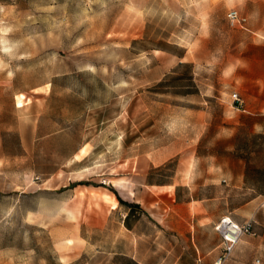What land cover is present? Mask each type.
I'll return each instance as SVG.
<instances>
[{"label": "rangeland", "instance_id": "rangeland-1", "mask_svg": "<svg viewBox=\"0 0 264 264\" xmlns=\"http://www.w3.org/2000/svg\"><path fill=\"white\" fill-rule=\"evenodd\" d=\"M263 167L264 0H0V264H264Z\"/></svg>", "mask_w": 264, "mask_h": 264}, {"label": "built area", "instance_id": "built-area-1", "mask_svg": "<svg viewBox=\"0 0 264 264\" xmlns=\"http://www.w3.org/2000/svg\"><path fill=\"white\" fill-rule=\"evenodd\" d=\"M227 17L230 25L233 27H243L247 22V17L241 15L236 9H230ZM233 99L238 108H244V99L238 93L233 94ZM254 224V220H248L243 224H239L230 217H223L215 227L223 242V253L214 264H226L239 242L245 236L253 233ZM252 264H261V261L256 260Z\"/></svg>", "mask_w": 264, "mask_h": 264}, {"label": "crops", "instance_id": "crops-1", "mask_svg": "<svg viewBox=\"0 0 264 264\" xmlns=\"http://www.w3.org/2000/svg\"><path fill=\"white\" fill-rule=\"evenodd\" d=\"M253 166L252 167H246V170L244 169L243 170V172H242V175H241V177H242V179L244 180L245 178L248 180L249 178H250V176H251V172L253 171ZM249 169H250V171H249ZM157 187H163V186H157ZM161 193H157V195H160ZM248 220H254V222H255V224H256V220H255V216H254V214L253 215H251L250 216V218H248L246 221H248ZM245 221V222H246ZM245 222H243V223H245ZM242 223V224H243ZM255 224H254V229H255ZM185 231H188V232H190V230H188V228H186V230ZM181 235H183L182 233H181ZM247 236H249V235H247ZM246 237V236H245ZM241 242V241H240ZM239 242V243H240ZM222 245H223V242H222ZM185 252H182L181 254H180V256H179V260H185V261H187L188 260V258H189V264H203V260H202V257L199 255V251L197 250V253L198 254H195L194 253V251L191 249V247H188V246H184L183 248H182ZM188 249L190 250V251H188ZM217 260V259H216ZM214 264V263H213Z\"/></svg>", "mask_w": 264, "mask_h": 264}, {"label": "trees", "instance_id": "trees-1", "mask_svg": "<svg viewBox=\"0 0 264 264\" xmlns=\"http://www.w3.org/2000/svg\"><path fill=\"white\" fill-rule=\"evenodd\" d=\"M181 66L189 67L190 65L188 63H182ZM249 156H250V153H247L246 156H245V158L248 160L250 158ZM249 171H250V169H249ZM261 171L264 174V167L261 169ZM118 199H119V201H120L121 204L127 205V207L129 208L130 214L127 216L126 221L130 217L132 211H135V209H137V210L140 209V205L138 203H131L129 201H126L120 195H118ZM140 211L143 212L142 210H140ZM126 221H125V223H126Z\"/></svg>", "mask_w": 264, "mask_h": 264}]
</instances>
